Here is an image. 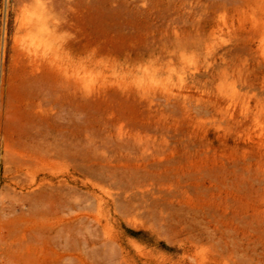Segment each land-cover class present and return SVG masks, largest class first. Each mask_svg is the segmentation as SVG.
<instances>
[{"label":"rangeland","instance_id":"1","mask_svg":"<svg viewBox=\"0 0 264 264\" xmlns=\"http://www.w3.org/2000/svg\"><path fill=\"white\" fill-rule=\"evenodd\" d=\"M24 3L0 0V264H264V0H76L57 58ZM64 118L149 201L41 157Z\"/></svg>","mask_w":264,"mask_h":264},{"label":"bare ground","instance_id":"2","mask_svg":"<svg viewBox=\"0 0 264 264\" xmlns=\"http://www.w3.org/2000/svg\"><path fill=\"white\" fill-rule=\"evenodd\" d=\"M23 1L25 3L22 9L21 22H22V28H23L25 35L31 41L30 43L31 46L29 50L34 54H38V52L39 53L43 52L45 54H53L57 58L59 54L63 53V51H62V47L57 44L55 29L52 28V23L60 17L61 13L65 11L67 7L70 8L71 6H73L76 3V0H69V1L68 0H23ZM30 72L31 71L25 70V73L23 76V79L27 80L28 82L30 81V79L33 80ZM80 124L81 123L76 122L74 119H69L67 121L66 118H64L63 120L59 122L58 121L54 122L53 130H55L56 134L53 136V139L48 140L47 142H44V145L37 144L36 146V148L39 149L42 153L41 157L45 158L48 161V163H52L56 160L61 161L67 166H70L73 169L80 171L86 177H88L89 179H92L98 184L103 183V184H108V185L115 187V184H116L115 178L124 180L125 182H123L124 183L123 193L127 197V199L129 200L141 199L144 201H149L150 191L146 192L144 191L145 189H142L143 190L142 191V190H137L136 188V185L133 180L141 176L143 173H140L139 171H137L138 169H135L131 161H125V162L121 161L123 163L118 165V164H115V161L111 160L109 157L103 156L102 154L99 153V149L103 148L105 144H107L111 134L104 135L101 132L94 130V128H92V130H94L93 132L83 134L80 131H82L83 129L89 130V128L83 127ZM75 131H78V132H75ZM46 134H48L47 131H46ZM32 137L34 138V136ZM101 140L103 143L99 144V141ZM108 150H109L108 148H105L104 151L108 152ZM20 154L25 156L27 153L26 154L20 153ZM20 157H23V156L20 155L19 158ZM27 157L28 159L30 157L32 160H34L33 162L37 160L35 159L36 157H31L30 155L28 156V154H27ZM37 162H41V161L37 160L36 163ZM44 162L42 163L44 164ZM52 185L53 184L50 185L51 188H53L52 191L50 192L45 191L42 194V197H43L42 200L44 201H51V199L53 200V196H54L53 191L56 190L55 189L56 187ZM118 193H119V190H118ZM138 202H136L137 205L141 204V203L138 204ZM30 231L32 232L31 234L34 237L33 239L35 240V242L36 241L37 242H41V241L48 242V240H50L49 222L45 223L43 227L41 226L37 228L35 227V228H32ZM25 237L23 236V238ZM2 239L1 241H3L4 243V240ZM12 241H14V239ZM23 247H26V246H22L21 250L23 249ZM4 249L3 250L0 249L1 250L0 252L2 253ZM14 249L11 253H14L15 251H17ZM31 251L33 252V250ZM23 254H24V249H23ZM35 259L36 257L34 258V261Z\"/></svg>","mask_w":264,"mask_h":264}]
</instances>
